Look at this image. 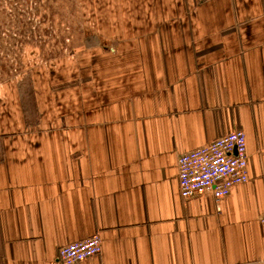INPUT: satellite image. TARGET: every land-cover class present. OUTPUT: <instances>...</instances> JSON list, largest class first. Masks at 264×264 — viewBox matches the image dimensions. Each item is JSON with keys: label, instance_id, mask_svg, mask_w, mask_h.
<instances>
[{"label": "crops", "instance_id": "0c3cea01", "mask_svg": "<svg viewBox=\"0 0 264 264\" xmlns=\"http://www.w3.org/2000/svg\"><path fill=\"white\" fill-rule=\"evenodd\" d=\"M90 39L0 86V264L95 235L75 264H264V0L105 1ZM234 129L248 180L181 197L179 155Z\"/></svg>", "mask_w": 264, "mask_h": 264}, {"label": "rangeland", "instance_id": "374dc122", "mask_svg": "<svg viewBox=\"0 0 264 264\" xmlns=\"http://www.w3.org/2000/svg\"><path fill=\"white\" fill-rule=\"evenodd\" d=\"M105 1L0 0V86L22 90L36 72L79 73L80 54L94 49L86 45L93 42L96 8Z\"/></svg>", "mask_w": 264, "mask_h": 264}, {"label": "built area", "instance_id": "2783aa9c", "mask_svg": "<svg viewBox=\"0 0 264 264\" xmlns=\"http://www.w3.org/2000/svg\"><path fill=\"white\" fill-rule=\"evenodd\" d=\"M246 139L242 130L234 129L199 148L180 154L177 160L181 197L209 193L218 202L229 190L248 180ZM264 234V215L260 218ZM101 251L98 236L69 243L58 248L59 264H75Z\"/></svg>", "mask_w": 264, "mask_h": 264}]
</instances>
